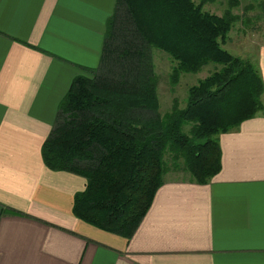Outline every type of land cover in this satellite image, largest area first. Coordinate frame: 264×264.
<instances>
[{
  "label": "crops",
  "instance_id": "obj_1",
  "mask_svg": "<svg viewBox=\"0 0 264 264\" xmlns=\"http://www.w3.org/2000/svg\"><path fill=\"white\" fill-rule=\"evenodd\" d=\"M114 4L0 0V264H264V113L219 136L208 184L167 176L129 240L73 216L86 182L47 169L41 146L97 67ZM253 48L264 85V41Z\"/></svg>",
  "mask_w": 264,
  "mask_h": 264
},
{
  "label": "trees",
  "instance_id": "obj_2",
  "mask_svg": "<svg viewBox=\"0 0 264 264\" xmlns=\"http://www.w3.org/2000/svg\"><path fill=\"white\" fill-rule=\"evenodd\" d=\"M212 1L115 0L97 67L72 80L41 146L47 169L85 180L73 197L78 220L129 240L165 175L208 184L221 168L219 136L264 113L258 68L224 48L239 0L220 16L204 10ZM258 6L264 12V0ZM151 49L175 62L172 86L181 74L217 69L188 89L184 108L174 98L161 115Z\"/></svg>",
  "mask_w": 264,
  "mask_h": 264
},
{
  "label": "rangeland",
  "instance_id": "obj_3",
  "mask_svg": "<svg viewBox=\"0 0 264 264\" xmlns=\"http://www.w3.org/2000/svg\"><path fill=\"white\" fill-rule=\"evenodd\" d=\"M238 2V6L231 8V12L238 15L240 20L235 21L224 48L232 55L246 58V55L254 54L256 50L254 51L253 47L256 43L264 41V12L258 6L260 0ZM228 9H230L229 0H214L204 6V10L218 16ZM150 55L153 73L157 79V101L161 115L170 112L174 98L178 100L179 108H184L188 89L217 69V66L209 64L199 73L181 74L178 83L172 86L169 78L175 62L167 54L156 49H151ZM186 175V173L170 171L164 178L169 176L170 179H184Z\"/></svg>",
  "mask_w": 264,
  "mask_h": 264
}]
</instances>
